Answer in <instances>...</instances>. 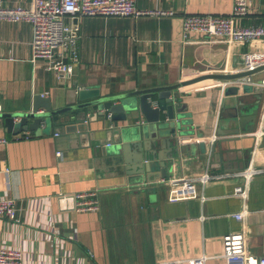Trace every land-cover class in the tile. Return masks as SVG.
<instances>
[{
    "label": "crops",
    "instance_id": "1",
    "mask_svg": "<svg viewBox=\"0 0 264 264\" xmlns=\"http://www.w3.org/2000/svg\"><path fill=\"white\" fill-rule=\"evenodd\" d=\"M30 2L2 0L8 7ZM251 2L252 13L236 19L237 26H264V0ZM232 5L233 0H136L139 10L171 14L83 17L78 62L69 79H58L42 62H31L29 23L0 21V113L26 110L35 94L49 98L53 109L60 108L73 82L109 96L240 72L245 55L253 51L249 46L204 41L198 33L189 34V41L183 38L185 16H228ZM262 74L264 70L250 78L257 82L253 77ZM220 83L187 87L180 97L191 130L185 141L191 156L178 160L172 141L161 145L157 140L161 158L174 156L171 178H196L205 172L223 176L204 188L197 185L204 199L169 202V186L160 184L162 178L151 185L128 184L121 170L125 165L90 139L88 132L102 121L90 113L73 114V122L66 116L62 132L51 127L41 135L6 132L0 119V139L5 141L0 143V200H13L16 207L15 220L0 217V250L19 251L23 264H160L201 257L205 264H224L223 236L244 230L247 250L264 255V173L249 181L245 200L231 196L241 180L230 178L248 167L255 149L252 134L264 130V89L253 129L224 135L231 128L227 117L232 111L222 107L229 97L221 102ZM257 93L251 90L244 97L246 109ZM213 139L217 161L210 158ZM204 148L207 153L202 155ZM179 149L181 144L178 155ZM254 153L255 166L264 169L263 136ZM159 174L156 162L143 178ZM81 192L97 194V211L77 210L75 195ZM243 210L248 213L241 224L231 214Z\"/></svg>",
    "mask_w": 264,
    "mask_h": 264
},
{
    "label": "built area",
    "instance_id": "2",
    "mask_svg": "<svg viewBox=\"0 0 264 264\" xmlns=\"http://www.w3.org/2000/svg\"><path fill=\"white\" fill-rule=\"evenodd\" d=\"M253 5L251 0H233L232 10L228 16H214L208 14L187 15L183 18V38L189 41V34L198 33L206 37L208 42H222L226 44L247 45L253 50L244 57V64L240 72L254 70L264 65V26H237L235 20L251 14ZM163 11H143L136 7V0H32L28 6H3L0 0V21L13 23L26 22L32 28V56L33 64L42 62L43 69L58 79H69L74 75L78 62L76 44L79 37V21L83 17H162L170 15ZM239 73V72H237ZM219 92L221 102L228 87H235L241 93L243 87H262L264 79L256 82L250 76L220 81ZM211 85L207 86L208 88ZM264 129V128H263ZM255 137V149L259 145V138L264 137V130ZM214 139L212 140L213 143ZM5 142L0 139V143ZM248 167L230 178L241 180L233 189L231 196L246 198V188L249 181L256 175L264 173L263 167L255 166L254 152ZM60 156V153H57ZM174 168V165H173ZM172 177V176H171ZM162 179L160 184L169 186L168 201L177 202L191 198L204 199L197 191V185L204 186L219 176L208 173L196 178ZM76 208L80 212H94L98 210L99 201L95 192H81L75 195ZM248 212L243 210L231 214V217L243 224ZM0 217L15 220L16 207L13 200H0ZM244 230L230 232L222 238L221 258L224 264H264V255L254 256L246 247ZM0 264H23L22 255L17 250H0ZM160 264H205V258L189 259L185 261H170Z\"/></svg>",
    "mask_w": 264,
    "mask_h": 264
},
{
    "label": "water",
    "instance_id": "3",
    "mask_svg": "<svg viewBox=\"0 0 264 264\" xmlns=\"http://www.w3.org/2000/svg\"><path fill=\"white\" fill-rule=\"evenodd\" d=\"M261 70H264V65L254 70L224 75H201L181 80L173 85L138 89L109 96L101 95L97 88H80L73 82L65 92L64 106L53 109L49 98L35 94L26 110L0 113V119L6 132L41 135L47 133L51 127L56 132H62L64 127L62 120L66 116H71L70 121L73 122L76 120L73 114L80 111L95 115V119L99 117L102 121L99 128L88 132L90 139L101 147L100 150L105 147L107 154L116 157V160L125 165L121 170H125L128 184L151 185L159 178L169 179L174 172V164L170 162L174 156L160 157V152L156 150L158 139L161 145H170L171 141L173 145L175 144L178 160L181 155H192L189 142H185L191 136V130L181 106L180 97L185 96L184 89L215 80L239 79ZM251 90L258 93L251 108L246 109L243 104L244 97ZM262 92V87L250 89L248 86L243 87L241 93L235 87H228L225 90V97H229V100H224L222 107L223 109L228 107L232 113L227 117L231 128L224 135H235L253 129L262 101ZM179 144L181 149L178 155ZM214 145L215 141L210 150V158L212 161H217L219 154ZM131 150L136 152L133 155L136 159L132 158ZM205 153H207L206 149H201V154ZM156 162L160 167L159 177L144 179L143 174H148ZM242 166L243 164L240 167ZM225 167L224 165L223 169Z\"/></svg>",
    "mask_w": 264,
    "mask_h": 264
},
{
    "label": "rangeland",
    "instance_id": "4",
    "mask_svg": "<svg viewBox=\"0 0 264 264\" xmlns=\"http://www.w3.org/2000/svg\"><path fill=\"white\" fill-rule=\"evenodd\" d=\"M253 79H256L257 80V82H260L262 79H264V74H262V75H255L254 77H253ZM250 88V87H249ZM251 89V88H250Z\"/></svg>",
    "mask_w": 264,
    "mask_h": 264
}]
</instances>
